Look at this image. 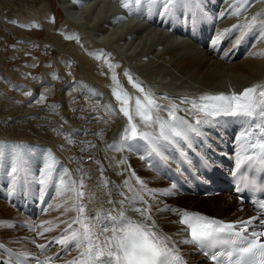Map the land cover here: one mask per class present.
<instances>
[{"label": "bare ground", "instance_id": "bare-ground-1", "mask_svg": "<svg viewBox=\"0 0 264 264\" xmlns=\"http://www.w3.org/2000/svg\"><path fill=\"white\" fill-rule=\"evenodd\" d=\"M72 1L78 6L73 3L74 6ZM70 2L61 0V6L67 14L65 16L66 22L69 26L71 25L82 32L75 36L77 38L73 41L74 43L71 41L68 46H57L59 52H65L67 55H63L62 58L70 59V62L67 61L68 75L66 73L63 76H58L59 84L49 80L50 85H53L52 87H45L43 84L42 86L45 87H41L43 90L36 88L30 99L33 104L31 106L24 107L21 105L22 107H20L19 104L17 105L18 102L14 103L10 101V98L6 99L14 111L10 114L0 113V144L1 141H17L21 144L24 142L23 148L28 155L31 154L33 157L32 159L22 154V169L24 172L30 173V177H25L30 182L26 189L16 187V180L13 179L7 191L9 192V187H11L14 192L8 193L6 196L3 189L6 182L0 175V197L4 195V199L0 198V222H8L7 224L0 223V243L4 245V248L0 249V261H11L12 264H15L13 260L5 256L3 250L9 252L10 250L15 251L14 248H17L18 253L24 250L30 252L31 249L35 248L34 240L40 243L41 241L48 242L52 241L53 238H59L63 234V229L78 214L73 207L76 204L75 194L72 192L60 194V190L64 187L59 183L61 177L68 188L73 186L72 180H76L78 185L79 179L85 178L86 187L84 191L86 195L82 203L87 205L86 214L89 216L101 206L104 208L111 207L106 203L109 198L118 201L131 196L130 187L139 190L141 186L136 180L139 177L146 180V184L152 190L157 189L154 184L158 183L157 181L161 178L165 185L158 187L163 195L159 193L150 195L148 192L140 191L139 195L143 198L142 200L125 202L124 209L127 215L133 219H138V214L132 209L143 208L147 204L156 224L164 233L171 235L172 239L177 241L190 264H210L202 256L196 254L195 248L190 244L179 243L186 236L180 231L183 226L174 223V221L179 220V216L171 211H157V209H164L165 206L179 207L180 209L189 208L227 221L243 219L253 214V211L248 207L244 210H237L241 202L228 192H223L224 190L220 194L203 197L181 193L176 185L173 189L174 184L169 181L173 180L170 177V175L173 177V171L183 179L179 157L195 174H197L195 169L198 168L197 163L188 154V150L182 141L175 145L164 143L158 152H152L149 148L142 150L143 141L132 142L131 148L122 142L121 134L128 121L118 111L119 102L113 95V89H126L131 96L132 99L128 107L138 129L155 133L157 131L156 126L146 128L144 122L135 116V98L140 97L143 100V94L129 82L125 73L131 75L133 81L142 83L146 91L150 89L161 104H181L182 108H180L178 115L192 123L199 117H194L188 111H184V109H189L191 105L182 103L181 98H195L205 93L241 92L245 87L253 84H264V56L257 54L264 52V31H262L264 29V0H253L251 7L246 8L240 16L221 15L230 10L229 0H200L199 6L188 9L178 7L174 12L178 17L181 18L184 15L193 22L198 19L204 21V24L195 26V31L185 33L191 38L190 40L178 39L165 32L163 27L153 28L132 19V16L126 14L130 10H125L120 0H70ZM258 13L260 14L256 20L258 27L250 32L246 31V38L238 44L236 41L239 39L240 33L234 32L223 42L217 43L215 48L212 47V40L218 33L225 29H231L233 25H243L251 21L253 16ZM206 19L207 22H205ZM179 30L182 31L181 28ZM254 37H256L255 40H253ZM110 64L113 67H109ZM63 66L60 65L61 68ZM76 68H78L77 74H75ZM65 72L64 70L63 73ZM60 74L62 75V73ZM113 75L118 77L119 84L112 79ZM12 76L15 80L18 79L14 75ZM81 93L84 96H91V100L86 97L87 100L83 99ZM66 94L73 96V99H69ZM48 95L50 98H55L53 102L59 100L61 103H65V105L62 104L65 107L63 106L64 108L58 112L67 118L71 125L65 127L61 124L63 127L61 133L67 131L60 133L62 136L57 134L58 128L54 125V121L52 122L54 119H51L50 114L43 113L39 103H35L42 101ZM1 103L0 107H3L5 104ZM58 106L53 107L50 112L53 109V111L58 110ZM7 107L10 106L7 105L5 108ZM49 109L50 107L47 110ZM75 115H80L82 118L79 116L80 120H78ZM160 115L167 117V113L164 111H161ZM238 123L233 118L221 117L217 123L201 125L200 128L206 130L205 132L210 134L213 140L218 139L216 132L220 137L223 133L225 139L230 140L233 134L231 127ZM2 124L13 125L5 128ZM74 128L82 130L83 135L69 137L70 130ZM204 139L209 147H214L212 141ZM23 140H30L31 142ZM45 144L48 145L47 148L43 146ZM3 145L8 146L9 144ZM195 148L203 152L201 141L198 140ZM246 148L247 145L243 141L237 142V148H235L237 160L239 159V150L242 149L243 157L246 154ZM137 150L138 154L136 153ZM39 151L44 152V164L39 163V159L42 160L37 153ZM4 154V151H0V162ZM13 154L14 152L5 157H12ZM152 158H156V162L152 160L149 162ZM14 159L15 157H13L11 165L15 162ZM5 161H8L7 158ZM121 161H126V163H121ZM6 165L9 168L7 162ZM128 166H131L138 173L134 172L135 175H127L128 169L126 167ZM101 168L103 169V177L110 181L107 187L101 186ZM65 170L68 172L67 175ZM129 172L133 173L131 170ZM125 173L126 178H124ZM51 179L53 187L49 194L53 191L54 193L52 201H48L46 187ZM41 180H44L45 183L41 184ZM126 180L129 181L127 186L124 184ZM160 184L162 185V183ZM165 189L170 191L166 194L163 191ZM38 191L40 192L38 205L39 208L43 209V212L41 213L39 210L35 223L42 227H37L33 231L19 225L21 219L31 220V217L22 210L15 209L14 204L8 198L13 200L14 197L19 198L18 195H20L23 200L25 199L29 204L35 205L38 198L34 196ZM109 192L111 193L110 197L107 195ZM90 193L95 194L94 198H90ZM156 196L159 197V201L153 200V197ZM68 197L71 198L70 203L64 205ZM44 200L45 203H43ZM201 206L208 208H204L206 210L198 208ZM116 207L119 208V205ZM61 221H65V223H61ZM45 227L53 230L43 235H37ZM76 227L77 225L74 224L73 228ZM51 249L47 257H55L57 254L61 256L58 259H53L50 264H66L80 251L73 248L71 252H74L71 257L68 255L71 252L64 251L57 244H52ZM31 255L35 254L31 253Z\"/></svg>", "mask_w": 264, "mask_h": 264}, {"label": "snow or ice", "instance_id": "snow-or-ice-1", "mask_svg": "<svg viewBox=\"0 0 264 264\" xmlns=\"http://www.w3.org/2000/svg\"><path fill=\"white\" fill-rule=\"evenodd\" d=\"M252 2L253 0H229L230 10L221 15L240 16L246 8L251 7ZM120 3L122 7L129 10L147 4L162 7L165 14H174L178 7L188 9L199 6L200 0H120ZM259 15V13L254 15L251 21L243 25H233L231 29L218 33L212 40V47L215 48L217 43L223 42L234 32L240 33L236 41L238 44L247 36L244 29L250 32L258 27L256 20ZM21 26L38 27L39 25ZM257 54L264 56V52ZM109 67L113 66L110 64ZM125 75L129 82L143 94V100L140 97L135 98V116L144 122L146 128L153 126L157 128L155 133L140 131L128 107L131 96L126 89L114 88L113 95L119 102L118 111L128 121L121 134V141L129 148L133 146L132 142L143 141L152 152H158L164 143L175 145L181 141L190 140L192 134L201 135V125H212L217 123L221 117H230L241 125V131L236 139L237 142L243 141L247 145V161L264 165V84H253L245 87L241 92L205 93L195 98H181L182 103L191 105L184 111H188L194 117H199L192 123L178 115L180 105L161 104L150 89L146 91L142 83L133 81L128 73ZM112 79L119 84L116 75H113ZM161 111L167 113L166 118L160 115ZM4 147L5 145L0 144V150ZM13 148L15 162L11 166V174L16 176L21 173L23 167V145H14ZM121 163H126V161H121ZM236 167H240L239 161ZM100 171L101 186L107 187L110 181L103 177L102 168ZM65 174H68L67 170ZM132 174L135 175L134 172ZM136 180L141 186L139 190L130 187L131 196L118 201L109 198L106 203L111 207L101 206L89 216L86 214L87 205L82 203L86 195L85 178L81 177L78 185L76 180H72L71 188L65 186L64 179L60 178L59 183L64 186L60 194L63 195L65 192L75 194L76 204L73 207L78 213L63 229V234L50 241L51 244L61 246L64 251H71L73 248L80 250L78 255L66 264H187L177 247V241L159 228L147 204L143 208L132 209L138 214V219L127 215L124 209L125 202L142 200L143 198L139 195L140 191L148 192L150 195L161 191L147 188L145 182L139 177ZM40 183L43 184L45 181L41 180ZM124 184L127 186L129 181H124ZM172 187L174 189L175 185ZM237 190L239 191V188ZM163 191L167 194L170 190ZM89 195L90 198L95 196L94 193ZM107 195L110 197L111 193ZM121 195L124 196L123 193ZM116 205H119V208ZM157 211H171L179 216V220L174 223L181 224L183 227L180 231L186 234L179 243L194 245L212 264H264V239H262L264 230L257 231L254 227L259 217L225 221L172 206H165L164 209H157ZM259 211L264 214V201L259 202ZM0 223L7 224L8 222ZM260 223L264 225V221ZM74 224L77 225L76 228H73ZM28 226L33 231L37 227H42L34 224ZM52 230L45 227L37 235H43ZM38 247L45 249L46 245L40 244ZM3 248V243H0V249ZM26 255V253L14 254L15 264H24L22 257ZM58 258L59 254L55 257H46L38 264H50L53 259ZM8 264L12 262L9 261Z\"/></svg>", "mask_w": 264, "mask_h": 264}, {"label": "rangeland", "instance_id": "rangeland-1", "mask_svg": "<svg viewBox=\"0 0 264 264\" xmlns=\"http://www.w3.org/2000/svg\"><path fill=\"white\" fill-rule=\"evenodd\" d=\"M68 1L70 2V0H68ZM73 3H75V2L72 1V4ZM75 5L78 6L76 3H75ZM80 5H81V3H80ZM66 15L67 14H66L65 10L61 6V0H0V100H1L0 102H2L1 104H5V105H3V107H0V113L10 114L11 112L14 111L13 110L14 108L6 101V99L10 98V101H12L14 103L18 102L17 105L19 104L20 107L31 106L33 104L30 102V99L32 98L36 88L42 89V88L49 87V86L52 87L53 85H50L51 83L49 82V80L50 81L53 80L51 82L59 84V82H58L59 77L58 76H63L66 73H67L66 75H68L69 67H68L67 61L70 62V59H66L67 57H65L66 60L64 58H62L63 55L64 56H67V55H65V52H59L57 50V48H58L57 46L59 45L60 47H62V45H67V46L70 45L69 43H71V41L73 42L74 40H76L77 37H75V36L77 34H79V32L81 33L82 31L73 28V26H71V25L69 26V24L66 22V19H65ZM36 18H37V20H36ZM21 25H39V26L38 27L37 26L22 27ZM66 30H67V32H66ZM246 31L249 32L247 29H244V32H246ZM64 34H65V36H64ZM72 35H73V37H72ZM69 37H71L72 39ZM255 39H256V37H254L253 40H255ZM52 53H53V56H52ZM60 65L61 66L64 65L66 69L64 68V66H63L64 69L61 68ZM59 67L61 68V70ZM67 67H68V69H67ZM64 70L66 71L65 73H63ZM52 71H53V73H51ZM77 71H78V68H76L75 74L78 73ZM43 72H44V74H43ZM48 72L50 74H47ZM57 72H59V73H57ZM60 73H62V75ZM29 74H30V76H29ZM12 75H14L18 79L15 80V78ZM45 75H46V77H45ZM23 76H24V78H23ZM45 79H48V80H45ZM15 81H16V83H15ZM46 84H48V85H46ZM42 85L45 87H43ZM66 95L69 99H73V96H70L68 94H66ZM80 95L85 100H87V99L91 100V98H92L91 96L88 97L89 95L84 96L83 93H81ZM54 99L55 98H53V97L50 98L48 95L42 101L35 102V103H37V104L39 103L38 105H40L41 110H43L42 111L43 113L45 112L47 115L50 114L49 116H51V119L52 118L54 119V120H52V122L54 121V125L57 126V128H58L57 134L59 133V135L62 136L61 134L65 133L67 131H63L61 133V131L63 129V127H61V124H63L65 127L67 125H68L67 127H70L69 125H71V124L67 121V118H64L59 113L65 107L64 106L65 103H61V101H59V100L56 102H53ZM41 103H43V104H41ZM55 103H56V105H54ZM6 104L10 107L5 108L7 106ZM62 104H64V105H62ZM57 105H59L57 108L58 110L55 109V111H53L54 110L53 109L52 112H50L51 109L53 107L54 108L57 107ZM43 107H44V109H43ZM49 107H50V109L47 110ZM180 108H182V106H180ZM55 112H57V114H55ZM52 113L54 116L52 115ZM57 116H59V117H57ZM79 116L75 115L76 119L80 120L79 118H82L81 116L80 117ZM58 119H59V121H58ZM56 122H58L59 125ZM61 122H64V123L68 122V123L64 124ZM11 125H13V124H9V125L2 124V126L5 128L10 127ZM63 135H66V134H63ZM81 135H83L82 130L74 128V129L70 130L69 137L73 138V137L81 136ZM7 140H9V139H7ZM10 140H17V139H10ZM23 141H30V140H23ZM33 141H37V140H33ZM27 143L30 144L29 142H27ZM1 144H9L8 146L4 147L5 149L0 150V151H4V153H5L3 155V157H1L0 175L3 176L2 178L5 179L4 182H6V184H5V186H3V189L5 190V192H6L5 195L7 196V194H8L7 188L13 179H15L17 181V184L20 188L26 189L27 185L30 182L25 177H30V173L28 171L24 172V170L22 169L20 174L13 176L10 172L11 166H12L11 162L13 160V157H15V152H14L13 146L14 145H23V143L21 144L20 142H17V141H11V142L10 141H1ZM43 146H45L47 148L48 145L45 144ZM9 150H10V152H8ZM12 152H14L12 157H5L8 155H11ZM9 153H11V154H9ZM22 154H25V155H27L33 159L32 155L31 154L28 155L24 148H23ZM38 154H41V151ZM123 155H125V154H123ZM6 158L8 161H4ZM87 160L89 161V159H87ZM6 162L9 165V168H7ZM39 163L44 164V161L39 159ZM131 166H132V164H131ZM131 166L126 167V169H128V171L131 170L137 174L138 172L136 170L134 171V169L132 168L133 166L132 167ZM24 173H26V174H24ZM129 173L132 174L131 172H129ZM127 175L125 173L124 178H126ZM159 179L160 180L157 181L158 183L154 184L155 186H157L156 190H160V188L158 186H164L165 185L164 181H162L161 178H159ZM143 181L145 182V184L147 183L146 180L143 179ZM160 183H162V185ZM52 187H53V185L50 187V189ZM147 187L149 188V185H147ZM150 187H152V186H150ZM50 189L48 190V201H52L51 199H52V196L54 193V191H53L52 193L49 194ZM12 190H14V189L12 188ZM157 193L163 195L162 191L157 192ZM3 196H1L0 198L2 199ZM35 196H37L39 198V195H37V193ZM70 197H72V196H70ZM70 197H68V199H67V201H65L64 205H67V203H70V199H71ZM153 200L159 201L160 199L158 196H156V197H153ZM9 203H11V202H9ZM198 208L206 210L208 207H204L206 209L202 208V206L198 207ZM46 213H47V211H46ZM21 221L24 222V221H28V220L21 219ZM54 227H56V226H54ZM36 243H37V247H38V245L40 243H38V242H36ZM41 244H43V243H41ZM27 248H29V247H27ZM31 250L32 251H30V252H32V253L35 252L33 249H31ZM25 251L26 250H24V252ZM30 252H26V253H30ZM69 252H71V251H69ZM73 252L69 253L68 255L72 257Z\"/></svg>", "mask_w": 264, "mask_h": 264}]
</instances>
